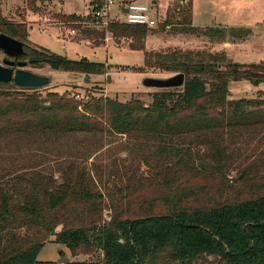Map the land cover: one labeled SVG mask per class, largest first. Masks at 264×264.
<instances>
[{
	"label": "trees",
	"instance_id": "trees-1",
	"mask_svg": "<svg viewBox=\"0 0 264 264\" xmlns=\"http://www.w3.org/2000/svg\"><path fill=\"white\" fill-rule=\"evenodd\" d=\"M103 2L93 0V9ZM1 4L0 32L25 42L23 56L88 77L108 72L106 62L32 46L27 22L5 16ZM158 25L220 40L250 33L195 25L192 0L174 1ZM144 27L112 20L108 30L142 40ZM132 48L144 50L145 68L183 72L184 85L159 88L146 104L139 97L25 93L0 82V145L49 132H106L150 146L139 163L124 160L109 170L71 162L55 176L1 165L0 264H36L48 241L67 247L66 264H264V90L228 98L231 81L264 84V60L241 63L204 49L149 50L144 42ZM252 141L261 146L256 155L242 148Z\"/></svg>",
	"mask_w": 264,
	"mask_h": 264
},
{
	"label": "rangeland",
	"instance_id": "rangeland-1",
	"mask_svg": "<svg viewBox=\"0 0 264 264\" xmlns=\"http://www.w3.org/2000/svg\"><path fill=\"white\" fill-rule=\"evenodd\" d=\"M92 1L2 0L1 9L5 16L15 21L24 20L29 25L32 46L39 48L42 46L70 59L87 57L106 62L109 72L88 77L82 73L54 69L48 62L31 58L29 55L19 58L21 61H27L23 68L51 76L49 85L38 88L43 95L48 91H58L67 96L79 94L80 99L86 98V94H89L95 97H116L121 101L139 97L146 104L150 103L152 93L159 88L145 86L144 78L147 76L166 78L175 74L145 68L144 50L133 49L132 44L140 45L144 42L146 49L163 51L178 48L195 49L187 48L196 46L195 41L179 36L184 33L171 30L166 32L160 29L159 25L156 28L144 27L148 34L142 40L133 34L113 33L108 30V26L105 27L93 17ZM133 1L151 4L153 15L164 19L169 5L177 0H157V4L154 5L152 0ZM121 3L123 4L124 0H116L115 4L110 6L111 15ZM193 4L195 24L245 26L251 27L257 33L248 41L227 47L223 45L222 48L232 60L241 63L264 60V0H193ZM43 16L49 17L51 21L45 22ZM70 28H76L77 35H70ZM229 39L233 40L231 36ZM215 41L221 40L206 36L201 39L202 47L196 49L212 50L211 42ZM7 57L0 49V61ZM228 89L230 93L228 98L231 99L260 96L259 90L254 89V85L246 80L231 81ZM24 91L29 93L32 89L25 88ZM242 144V148L248 154L254 152L253 155H256L261 149L257 141ZM139 145L140 140L119 134L110 135L106 132L69 133L61 137L49 132L34 139L11 138L2 142L0 166L11 167L16 172L33 168L59 176L61 169L66 168L69 163L80 164L88 161L109 170L115 169L114 167L124 160L129 163L137 159L139 163L141 155L148 152L150 147L143 144L141 147H144V150H141ZM232 174H235V171ZM105 213L106 219H110L108 211ZM60 228L61 226L58 227ZM60 250H63L64 254H60ZM71 257L64 244L48 241L40 250L36 264H66Z\"/></svg>",
	"mask_w": 264,
	"mask_h": 264
},
{
	"label": "water",
	"instance_id": "water-1",
	"mask_svg": "<svg viewBox=\"0 0 264 264\" xmlns=\"http://www.w3.org/2000/svg\"><path fill=\"white\" fill-rule=\"evenodd\" d=\"M0 49L8 56L2 62L0 61V82H13L20 88L32 89L49 85L50 75L38 74L23 68L27 61H21L19 58L25 53V42L0 32ZM184 83L185 74L183 72L166 78L147 76L143 80L145 86L154 88L181 87Z\"/></svg>",
	"mask_w": 264,
	"mask_h": 264
},
{
	"label": "built area",
	"instance_id": "built-area-1",
	"mask_svg": "<svg viewBox=\"0 0 264 264\" xmlns=\"http://www.w3.org/2000/svg\"><path fill=\"white\" fill-rule=\"evenodd\" d=\"M116 0H104L99 9L92 10L93 17L107 27L110 21L115 20L111 18L110 6L115 4ZM154 5V4H152ZM124 18L118 20L132 25H145L149 28H154L158 25V16L153 15V6L151 4L140 3L136 1H131L124 7ZM45 22L51 21L47 16H43ZM70 35H77L76 28H70ZM77 98L80 97L79 94L76 95Z\"/></svg>",
	"mask_w": 264,
	"mask_h": 264
},
{
	"label": "crops",
	"instance_id": "crops-1",
	"mask_svg": "<svg viewBox=\"0 0 264 264\" xmlns=\"http://www.w3.org/2000/svg\"><path fill=\"white\" fill-rule=\"evenodd\" d=\"M131 1H133V0H124V3L122 4H120V5H118V7H117V9L115 10V12L113 13V15H111V17L113 18V19H115V20H122L123 18V16H124V7L126 6V4L128 3V2H131ZM184 1V0H183ZM192 3H193V0H192ZM145 4H148V3H145ZM152 4H157V0H152ZM121 15H122V17H121ZM193 21H194V4H193ZM195 24V23H194ZM195 25H197V26H207V24H202V23H197V24H195ZM222 25V24H221ZM228 27H243V28H248L249 30H250V33L247 35V36H245V37H241V38H235V39H233V40H231V39H229V38H227V39H225V40H221V41H215L214 43H212L211 42V49L213 50V51H225L224 50V48H222L223 47V45L225 46V47H227V46H229V45H231V44H236V43H242V42H244V41H248V40H250V39H253L256 35H257V33L251 28V27H245V26H234V25H227ZM165 35V34H164ZM173 36H175V35H173ZM179 36H185V37H187V38H192L193 39V41H195V44H196V46H193V47H187V48H199V47H202V45H201V43L203 42H201V39L202 38H205L206 36L205 35H194V34H188V35H186V34H179ZM198 42H200V43H198ZM208 44H209V42H208ZM205 46V45H204ZM226 52V51H225ZM228 55V54H227ZM232 59V58H231ZM251 63V62H250ZM109 72V71H108ZM252 89H253V87H252ZM254 89H256V90H264V84H261V85H259V86H254ZM260 95V94H259Z\"/></svg>",
	"mask_w": 264,
	"mask_h": 264
}]
</instances>
